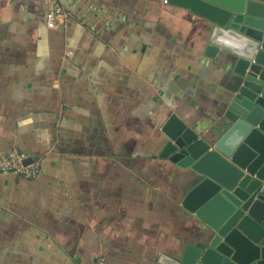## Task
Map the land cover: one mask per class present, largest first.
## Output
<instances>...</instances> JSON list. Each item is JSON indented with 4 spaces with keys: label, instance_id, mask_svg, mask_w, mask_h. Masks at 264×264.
I'll use <instances>...</instances> for the list:
<instances>
[{
    "label": "crops",
    "instance_id": "0c3cea01",
    "mask_svg": "<svg viewBox=\"0 0 264 264\" xmlns=\"http://www.w3.org/2000/svg\"><path fill=\"white\" fill-rule=\"evenodd\" d=\"M0 0V153L40 160L0 173V264H161L202 223L181 201L189 169L159 157L175 114L217 136L228 56L205 55L211 23L166 0ZM223 108V109H222Z\"/></svg>",
    "mask_w": 264,
    "mask_h": 264
},
{
    "label": "water",
    "instance_id": "95a60500",
    "mask_svg": "<svg viewBox=\"0 0 264 264\" xmlns=\"http://www.w3.org/2000/svg\"><path fill=\"white\" fill-rule=\"evenodd\" d=\"M211 23L205 55L228 56L232 86L216 137L175 114L159 157L189 169L181 205L202 223L195 245L161 264H264V0H166Z\"/></svg>",
    "mask_w": 264,
    "mask_h": 264
},
{
    "label": "built area",
    "instance_id": "2783aa9c",
    "mask_svg": "<svg viewBox=\"0 0 264 264\" xmlns=\"http://www.w3.org/2000/svg\"><path fill=\"white\" fill-rule=\"evenodd\" d=\"M47 6L46 23L50 28L64 26L71 21V16L59 3V0H38ZM40 169V160L31 158L28 154L17 149L0 153V173H16L24 178H35ZM102 264V260L97 261Z\"/></svg>",
    "mask_w": 264,
    "mask_h": 264
}]
</instances>
